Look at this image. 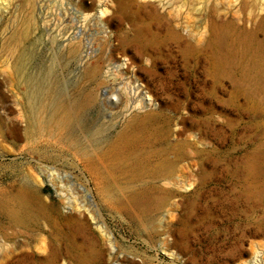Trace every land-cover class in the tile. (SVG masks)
<instances>
[{"label": "rangeland", "instance_id": "obj_1", "mask_svg": "<svg viewBox=\"0 0 264 264\" xmlns=\"http://www.w3.org/2000/svg\"><path fill=\"white\" fill-rule=\"evenodd\" d=\"M0 264H264V0H0Z\"/></svg>", "mask_w": 264, "mask_h": 264}, {"label": "bare ground", "instance_id": "obj_2", "mask_svg": "<svg viewBox=\"0 0 264 264\" xmlns=\"http://www.w3.org/2000/svg\"><path fill=\"white\" fill-rule=\"evenodd\" d=\"M17 38V36H15ZM14 38V37H13ZM19 41V40H18ZM26 54V53H25ZM23 55V54H22ZM24 56V55H23ZM27 56V55H26ZM20 57V56H19ZM24 58V57H23ZM26 59H28L26 57ZM24 60V59H23ZM22 61V60H21ZM26 62V61H25ZM22 63V62H20ZM27 63V62H26ZM25 63V64H26ZM19 64V62H18ZM23 64V63H22ZM17 66V63L15 64ZM23 66V65H22ZM21 66V67H22ZM25 66V65H24ZM15 67V66H14ZM16 68V67H15ZM14 68V70H15ZM24 71V70H23ZM16 72V71H15ZM87 73V72H86ZM23 74V73H22ZM24 76V74L22 75ZM25 77V76H24ZM23 77V78H24ZM85 77V76H84ZM21 78V76H20ZM31 79V78H30ZM29 80V79H28ZM33 80V79H32ZM42 80V79H41ZM36 81V80H35ZM32 83V82H30ZM35 85V84H34ZM45 85V84H44ZM28 86V90H27V99H28V105H29V108L31 110V118L34 120V122H36L37 126L39 128H43V124H46L47 127H51L57 131H67L68 127V120H69V110L66 112V110L62 109L61 106L59 105V97L57 96H54V99H52L51 101H49V103H47V105H43V106H39L37 104V102L39 101L37 96L41 94V92H39L38 90L36 91V89L33 87L32 84H27ZM49 86V85H48ZM48 89V88H47ZM49 89H50V86H49ZM54 94V93H52ZM44 95V93H43ZM42 95V96H43ZM51 96V95H50ZM46 97V96H45ZM53 98V97H51ZM49 99V98H48ZM47 100V99H46ZM39 102H42L39 101ZM45 103V102H44ZM63 106V105H62ZM65 106V105H64ZM63 106V107H64ZM68 109V108H66ZM46 113V117H44L42 114ZM41 115L43 116V118H41ZM145 118H149V116H146ZM71 123V122H70ZM44 126V127H46ZM46 129V128H45ZM41 131V130H40ZM137 139H140V137H138L136 135V133L134 132V130L132 129H129L126 131V133H124V135L122 136L121 140L116 143L115 145H113L112 147L106 149L105 151V154H110V153H113L114 156H116L118 153H119V149H120V146L123 144H133L134 141H136ZM252 175L254 177V179H256L259 174H258V167L257 165H254L252 167ZM161 169H159L160 171ZM164 170V169H163ZM253 179V181H254ZM257 182V181H256ZM147 201L145 199L143 200H140V201H136L135 204L136 205H142V204H146Z\"/></svg>", "mask_w": 264, "mask_h": 264}]
</instances>
